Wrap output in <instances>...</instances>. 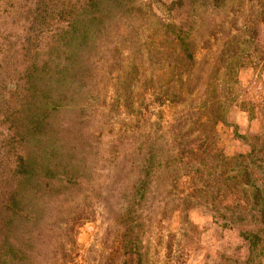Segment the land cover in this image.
<instances>
[{
	"label": "rangeland",
	"instance_id": "rangeland-1",
	"mask_svg": "<svg viewBox=\"0 0 264 264\" xmlns=\"http://www.w3.org/2000/svg\"><path fill=\"white\" fill-rule=\"evenodd\" d=\"M0 264H264V0H0Z\"/></svg>",
	"mask_w": 264,
	"mask_h": 264
}]
</instances>
